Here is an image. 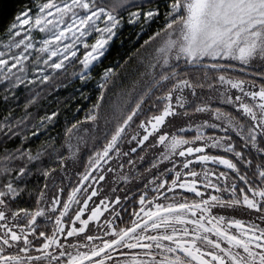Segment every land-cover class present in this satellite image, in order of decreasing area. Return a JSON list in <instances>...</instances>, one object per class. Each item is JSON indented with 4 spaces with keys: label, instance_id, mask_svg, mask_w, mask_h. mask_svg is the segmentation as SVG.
Returning <instances> with one entry per match:
<instances>
[{
    "label": "snow or ice",
    "instance_id": "snow-or-ice-1",
    "mask_svg": "<svg viewBox=\"0 0 264 264\" xmlns=\"http://www.w3.org/2000/svg\"><path fill=\"white\" fill-rule=\"evenodd\" d=\"M125 23L156 24L130 88L101 67ZM58 76L88 104L33 146ZM0 101V264H264V0H29L0 38Z\"/></svg>",
    "mask_w": 264,
    "mask_h": 264
},
{
    "label": "trees",
    "instance_id": "trees-1",
    "mask_svg": "<svg viewBox=\"0 0 264 264\" xmlns=\"http://www.w3.org/2000/svg\"><path fill=\"white\" fill-rule=\"evenodd\" d=\"M162 2V0H161ZM29 3V0H0V38L3 37L4 30L8 23L11 21L12 17L14 16L15 12L23 7L24 4ZM156 30V24L152 23L149 27L145 29L144 32H142L139 36L136 35V33L139 31V25H136L135 27L128 25L125 23L121 30L120 35L115 37L113 41L109 42L108 50L103 57L102 65L108 66L110 64H115V66L119 69L117 73V79L121 81L122 86L132 87V81L137 78V71L136 69L139 67L138 64V55L143 52L146 47L150 45H145L144 48H140V45L144 43L145 40H147L148 36L151 35L152 31ZM139 49V51H137ZM125 57H128L127 62L125 63ZM100 68H97L96 71L98 72ZM69 72L72 71L71 68L68 69ZM71 78L65 79L64 76H58L53 80V83L51 86H44L45 90L41 93V99L39 100V105L35 107H30L29 111L36 113V114H44L46 111H54L57 107L60 108V112L58 113V117L54 118V122L47 126L46 130H42L43 134H38V137L36 141L33 142V146H35V143H38L40 139H46L48 136L56 137L57 143H60L63 141V127L65 123V116H71L72 115V105L75 103H80L81 107H86L88 102L83 101L78 94L77 100L72 101L70 100L71 95L73 94V90L76 86L79 85V81H71ZM57 84L60 86L57 87ZM21 92H23V89H21ZM27 94L21 95L17 103L20 105V107H16L14 105V111L17 115H21L22 111V105L24 102V98ZM94 99V96L92 97ZM2 103V101H0ZM68 104L69 107L65 108L64 105ZM79 115H83V112L81 111ZM133 128H135V125H133ZM66 152V149H64ZM89 154V150L84 148L83 145L80 146V152L77 153L79 155V163H78V169L81 170L84 168V164L87 162V155ZM219 168L218 166H216ZM59 169L57 168V173H59ZM78 177L75 176V173H73V179H77ZM170 179V178H169ZM44 181L43 177H38L37 175H33L29 179V186L37 188V191L33 193L32 198H29L27 193L20 201L21 204H34V197L35 195H38V188L40 186H43ZM70 186V185H69ZM176 191H182L180 189H177ZM63 195L66 197L67 192H63ZM194 195V194H193ZM49 199L51 198V194L49 192ZM127 211L131 213L132 208L131 204L133 201L130 199L128 202ZM73 208L76 207L75 204L72 206ZM139 207V205H137ZM123 210V209H122ZM94 223V222H93ZM99 223V221L97 222ZM93 232H95V229H93ZM97 235H100V233H96Z\"/></svg>",
    "mask_w": 264,
    "mask_h": 264
},
{
    "label": "rangeland",
    "instance_id": "rangeland-1",
    "mask_svg": "<svg viewBox=\"0 0 264 264\" xmlns=\"http://www.w3.org/2000/svg\"><path fill=\"white\" fill-rule=\"evenodd\" d=\"M36 35H39V33H36ZM151 50V43H150V45L148 46V47H146L144 50H142L143 52H141L139 55H138V57L139 56H142V55H146L147 54V52L148 51H150ZM73 143H75V142H73ZM147 143V142H146ZM127 145H128V141H125V144H124V146L125 147H127ZM133 146H134V144H133ZM206 151H209V150H206ZM211 151H218V150H211ZM151 150H149V152L148 153H145V159L143 160V161H138L137 162V167L140 169V171H141V173H143V168H145V167H147L148 166V164L151 162V159H152V156H151ZM78 157H79V155H77ZM125 159H127V158H125ZM78 163H79V161H78ZM78 166V165H77ZM131 166L130 165H126V168L124 169V171H127V169L128 168H130ZM218 167H222V166H218ZM84 170V168L83 169H81L80 171H83ZM145 175H147V174H145ZM170 178V177H169ZM78 179V178H77ZM91 186V182L89 181L86 185H84V186H82V187H90ZM102 216H103V214H102ZM98 222V221H97ZM97 222H94V223H97ZM93 223V222H92ZM76 226H78V222H76Z\"/></svg>",
    "mask_w": 264,
    "mask_h": 264
}]
</instances>
